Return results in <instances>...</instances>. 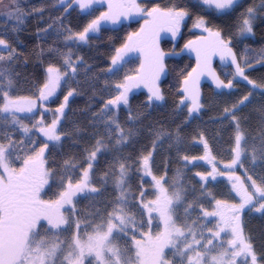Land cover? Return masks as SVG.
<instances>
[{"label":"snow or ice","instance_id":"obj_1","mask_svg":"<svg viewBox=\"0 0 264 264\" xmlns=\"http://www.w3.org/2000/svg\"><path fill=\"white\" fill-rule=\"evenodd\" d=\"M3 0H0L2 3ZM106 0H60L63 5L67 3V8L72 7L73 4L77 5L78 8L83 12L85 10H95V6L103 5ZM201 6H206L207 9H214L221 13H225L226 10H231L237 4L238 0H197ZM13 5H16V0H11ZM136 8L139 10V5L135 4V0H132L131 4L123 2H116V0H107V11L101 12L98 17L92 19L82 31L73 34L71 29H65L68 32L66 40L76 42L86 41L89 38L90 33L99 31L101 21H112L117 22L121 16L127 15L125 9ZM65 8V11H67ZM257 9L249 7L246 13L241 15V23L239 25V32L243 34L253 33V21L256 19ZM90 15L91 12L89 11ZM7 15L12 18L15 16L16 19L20 20V14L14 9H10ZM147 15L151 18V21L145 23H152L155 25H169V31L175 36L179 31L180 22L188 15V12L184 9L176 10L174 8L160 9L154 7L151 11L147 12ZM195 27L203 28L205 32H208L211 36L215 37L214 41L210 45L197 47L195 41H189L185 45V48H192L197 55V68H201V74L204 69H207L213 76L217 88H232L233 81L229 80L226 84L223 80H220L211 72L210 69V58L211 55L219 53L221 60L226 57L231 58V63L235 65L236 75L242 77L248 84L252 85L253 88L259 87L253 80H250L245 75V68L237 62V57L233 53L230 47L231 38L225 40L222 38L220 31L213 32L210 28L206 27V21L202 17H198L195 23ZM163 30L158 28L155 32L141 28L140 32L133 33L128 37V40L132 42L133 36L137 37V40L132 43H126L123 48L117 49L116 56L112 58V64L115 66L118 61L123 59V53L139 50L145 55L146 63L141 64L142 75L139 80L134 76H126L125 81L128 83H118L115 85L118 90V95L114 99L107 100L103 104L100 113L95 114L99 117L101 122L105 123V126L113 133L116 134V143H126L128 136L125 135L123 128L119 121L115 119L111 113L113 108L119 105H128L129 98L128 93L132 87L141 82L145 83L148 87L149 101H162L164 99L157 81L160 79L161 74L165 72L164 58L165 53L159 48L157 37L159 31ZM143 34V35H142ZM6 42L0 39V45H5ZM14 51V50H13ZM9 60L13 57L9 55ZM4 60L3 56H0V61ZM65 64L71 69L72 73L76 72V67L73 66L71 58L65 60ZM146 69V70H145ZM114 69H109V72ZM197 69H193L196 72ZM47 72L49 74L48 81L43 85L40 91V99L47 100L52 96L60 81L63 77L68 75L67 72L61 73L59 69L55 67H48ZM3 76V71H0V77ZM192 81L191 84L189 81ZM198 76L193 79L192 74L189 73V77L184 80V87L181 92L184 95V99L180 101L183 105L185 100L191 101V106L188 108L189 114L198 112L201 108L199 91L196 88V81ZM11 87V80H9V88ZM2 99L4 101L3 107L0 108V112L7 113L12 117L13 124H20V120L15 116V112H32L36 106L34 101H29L26 105L18 103L17 99H12L9 95V91L3 90ZM74 90H69L67 95L63 97L64 103L61 104L55 111L56 113L63 114L64 109L68 103L69 97L73 96ZM250 95V94H249ZM249 99V96H244L239 104H244ZM238 109V105L233 106V110L225 109V113L231 115L232 120L237 121L235 110ZM14 110V111H13ZM108 119L105 122L104 117ZM131 116V114H130ZM57 123L58 120L54 119L48 126H41V122H38L34 127L37 132L42 133L43 136L47 137L48 141H59L61 136L57 134ZM22 130L25 134L29 133L31 129L27 126H22ZM160 133L157 134L159 139ZM111 138V137H110ZM204 147L207 150L208 145L206 141ZM244 140V133L240 129L239 122L236 123L235 132V148L233 149L235 155L231 162L225 165L226 168H233L235 166L243 167L245 161L241 159L242 152L245 149L241 148V141ZM247 143V142H246ZM97 146L90 152L88 156L87 168L83 171V180L77 183L75 186L68 182L67 188L59 193V199L55 201H45L40 198L42 188L49 183L50 173L44 167L43 155L45 149L48 148V143H44L40 147L39 151L35 155H28L23 160V167L18 170L9 166L8 158L12 155L13 148L16 147L11 141L5 146L0 143V168L3 169V174H0V264H84L85 249L89 255L95 254V258L100 264H174L173 260L166 259L165 249L173 250V257H180V264H184L183 258L189 251L193 249V245H200L201 240L196 239V229L199 227L198 220H193L191 224L185 220L182 226L177 225V221L182 218L177 214V210L183 206L185 202L184 196H182L181 190L176 188L169 195L168 189L161 182L163 178H157L152 174L149 162L151 159V153L143 156L139 161L145 175L151 176L155 182V189L158 191V195L155 200L149 201L144 204L143 207L147 209L149 213V220L147 221V227H152V222L155 217H152V213L158 214V219L163 225V230L156 233L153 237L149 232L144 240L135 241V261H129L124 257V254L114 247H110L109 237L113 235V230L118 229L119 233L126 234L130 229V226L144 228L145 222L141 220L137 223L134 216L129 215L126 211L128 206L127 191L124 187L126 182V172L128 166L124 163L119 164V175L116 178V188L119 190V196L116 200V206L112 209V212L108 214L107 219V231L103 234L97 232L96 236H88L86 242H81L79 239L73 237L71 240L65 241L67 247L70 249L66 256L62 259L59 258L58 252L60 251L59 243H49L45 237L52 233L58 235L59 231H66V228H62V225H66L68 222L61 214V208L65 204L72 203V197L77 192L83 193L88 188V177L89 170L93 167V161L97 157V153L101 150L104 144V140L98 139L96 142ZM253 155L251 157L253 165L256 160V153L259 152L261 157H264V139L261 140L259 148L253 146ZM188 160V157H184ZM195 159H208L210 162L213 158L209 154L205 153L203 157H193ZM247 159V157H245ZM69 161H65V164H69ZM224 175L223 172L217 173L215 166L211 172L207 175L197 173L201 180H207L211 177L213 180L216 179V175ZM231 178V177H230ZM237 179H239L237 177ZM252 181V187L255 193L249 192L247 189L241 190L237 188L236 184H233V188L237 189L238 194L241 195V203L239 205L229 206V210L232 213L231 216H226L222 211L209 212L202 210L204 218L219 216L224 222L225 226L231 227L233 238L228 240V245L231 246L232 251L230 252V259L226 264H236V258L244 257L242 264H248V258H250L251 264H257V254L253 248V245L248 241L240 229V215L239 213L246 206H253L254 194L264 199V187L258 186L255 180H252L251 176L248 177ZM93 193L98 192V189L93 187L90 190ZM141 198L145 195L141 192ZM216 205L219 207L223 204L222 201L217 200ZM135 206V205H133ZM194 210V205L188 203L187 207L184 208L185 215L187 216L189 210ZM257 212L264 211V202L259 203V207L256 208ZM175 215V219H174ZM188 219H191L188 217ZM117 221L118 223H114ZM210 222V221H209ZM233 222H235L233 224ZM80 227L79 224L76 225ZM187 229V231H185ZM56 230V231H54ZM224 228H220L218 231L212 233L213 237L219 238ZM209 232H212L209 229ZM133 235L135 233L133 232ZM201 235L202 232H201ZM191 237V241L188 240ZM213 240L208 239L207 244L212 245ZM183 245V247L181 246ZM78 255L73 256L76 251ZM105 250L110 253V257L105 260ZM208 249L205 246L204 252H196L195 264H225L224 257L229 256V250L224 249L220 253L219 257L213 255L210 261L205 260L208 255ZM264 259V256L261 257ZM91 264V262H89ZM188 264H193L191 257L188 258Z\"/></svg>","mask_w":264,"mask_h":264},{"label":"rangeland","instance_id":"obj_2","mask_svg":"<svg viewBox=\"0 0 264 264\" xmlns=\"http://www.w3.org/2000/svg\"><path fill=\"white\" fill-rule=\"evenodd\" d=\"M142 0H135V4L139 5V10L132 7L129 9H125L127 15L121 16L119 20L115 23L112 21H101V25L99 28H108V29H117L122 24H127L130 22H138L139 23V29L137 32H140V29L143 27L146 29V26H148L150 23L146 24V21H151V18L147 15V12L151 11L154 7H164V6H170L171 8L178 9L179 7L183 6V4L189 6L190 4H194L198 6L200 3L197 2V0H147V2L143 3ZM240 2L239 6H237L232 13H230L229 18H224V21H219L218 24L223 29H217L216 23L217 20L214 18H211L212 27L210 25H206V27L210 28L213 32L220 31L222 38L227 39L229 37L237 38H246V37H252L253 33L251 34H241L239 32V25L241 23V15L243 13H246L247 8L254 7L257 9L256 18L258 16H261L264 19V0H238ZM116 2H123L126 4H131L132 0H116ZM52 3H55L56 7L61 10L62 15L68 16L70 14H79L84 17V20L86 21V25L92 20L95 19L100 15L101 12L107 11V0L103 5L95 6V10H85L81 11L77 5L73 4L72 7L67 8V3L61 4L60 0H54ZM206 7V6H203ZM65 8H67V11H65ZM187 9H191L190 7ZM210 10V9H208ZM91 12L89 15L88 12ZM77 12V13H76ZM141 18V21L139 19ZM185 18L182 20L184 21ZM220 20V18H219ZM197 20H191L189 28H192V30L197 31L199 33H202V36H196L194 39H190L189 41L193 40L196 42L197 47L210 45L215 37L211 36L208 32H205L203 28H197L195 27V23ZM255 21V20H254ZM253 21V23H254ZM55 22V21H54ZM227 23V25H226ZM85 25V26H86ZM84 26V27H85ZM83 27V28H84ZM188 29V28H187ZM83 30V29H82ZM81 30V31H82ZM99 31L90 33V37H96L99 34ZM72 32V31H71ZM80 32V31H78ZM78 32H72L73 34ZM86 41H76L72 43L78 44L80 46H85L88 43V40ZM137 40V37H135L132 42H135ZM201 41V42H200ZM6 42V41H5ZM128 42V43H132ZM203 42V43H202ZM188 44V43H187ZM184 44L181 47V53L183 54H190L192 57L196 56V52L192 50V48H185ZM5 45H0V48H4ZM141 51L139 50H132L128 52L123 53V59L118 61V63L114 66L111 61L110 69H117L120 65L127 62L129 59L135 58L140 56ZM117 54V53H116ZM144 55V54H143ZM116 56V55H115ZM145 56V55H144ZM230 57H226V59L221 60L220 54L216 53L211 55L210 58V69L211 72L215 74L213 70L214 63L218 61H222L221 64H226ZM230 62V61H229ZM142 63V61H141ZM146 70V69H145ZM141 72V73H140ZM64 73V72H63ZM137 73H140L138 76H136L137 80L140 79L142 75L141 67L139 66ZM236 74V73H235ZM165 75V72L161 74L160 79L163 78ZM48 72H47V81H48ZM132 76V75H131ZM198 76V80L196 81V88L199 91V98H200V104L201 108L198 112H194L189 114L188 108L191 106L190 100H185V103L182 105L180 101L184 99V95L182 93V97L179 100V103H167L164 99L162 101H149V91L148 87L145 86V83L141 82L139 84H136L134 87L131 88V90L128 93V97L130 98L131 95L137 94L138 96L143 94H148L145 99L146 106L135 104V106L128 109V111L121 110L123 109L122 105H119L118 107L113 108V111L111 115L117 119L121 125V127L124 130L125 135L128 136L126 143H116V134L111 132L106 126L104 122H101L99 117L92 119L90 123L86 124L82 127V129L86 130L88 133V138H86L85 142L94 141L97 142L98 139L104 140V144L101 147V150L97 153V156L99 155H105L108 156L110 159H112V170L110 175H106V177H99V181H102L105 186V188L112 189L114 192L113 202L108 205H103L102 200L99 201L97 204L98 207V214L93 215L92 209L85 211V205L83 207V217L81 222L79 223L80 227L77 228V214L75 215L74 211H66L65 214V220L68 222L66 225H62V228H66V231H59L58 235H54L52 233L48 234V236L45 237V239L49 242H55L60 244V251L58 252V256L60 259L63 258V256H66L70 249L67 247L65 241L71 240L73 237L77 239V229L79 231V238L82 242H85L88 239V236H96L97 232L100 234H103L107 231V219L108 214L112 212V209L116 206V200L119 196V190L116 188V178L119 175V164L122 163L121 156L116 154L117 151L119 153H127V151L130 149V147H140L142 144H151L152 151L151 154L156 151L161 152L164 154L166 150H168L172 143H173V135L176 133V129L174 127L177 124L186 125L187 129L192 126L193 130L192 133H195L194 130H196V133L194 134L197 136V139H200V142L197 141L195 144L197 148H191L193 150H190V152H193L191 157L188 160L183 159L182 161H174L176 166L173 169V173H171L165 184L168 185V192L169 195L172 194L176 188H179L181 190L182 196L185 198V202L182 207H180L177 210V214L182 218L180 221H177L178 226H182V223L186 220L187 223L191 224L193 220H198L199 227L196 229L197 235L196 239L201 240L200 245H193V249L187 253V255L183 258L184 264H188V258L191 257L193 264H195V261L197 259L196 252H204L205 246L207 247L208 255L205 257V260L211 259V256L215 255L219 257L220 253L224 251L227 245V237L228 234L227 231L229 230V226H225L223 224L224 231L221 232V236L224 237L217 239L213 237L212 233L215 231H218L220 228H222V220L219 216L214 217H207L204 218L202 215V210L214 212V211H225L232 214L229 210V206L234 205L232 202L227 201L224 199V196H230L232 192V180L231 183L225 179H220L221 182H218L215 185L208 184V186L205 185L207 180H211L216 182V179L213 180L211 177H208L207 180H201L200 176L197 175V173L204 174L206 168H210V161L208 159H195L193 160V157L199 158L205 156V153L209 154V156H212L218 161L219 163L222 162L223 168L226 165V162H228L231 158L234 157L235 153L231 150L232 153H227L223 150L217 149V147L214 144L215 136L216 134L223 129L225 124L228 122V119H230V116L227 117V113H225V109H229L230 111L233 110L234 105H239V101L246 95H248L247 90L248 89H259L264 91V79L260 81H254L259 87L253 88L252 85L248 84L247 81H245L242 77H239L236 75V79H234L233 87L232 88H217L216 83L213 79V76L209 73L207 69H204L201 74V68H198V70L194 73L192 76L193 79H195ZM216 76V74H215ZM217 77V76H216ZM65 80L66 77H63ZM159 79V80H160ZM158 80V85H159ZM46 81V82H47ZM62 79L60 81L59 86L57 87L55 93L50 96L47 100H41L40 99V91H37L36 96L29 97L26 99H20L18 100V103L21 105H26L29 101L35 102V107L33 108L32 112H15V116L17 119L20 120V124H13L12 123V117L8 115L7 113L0 112V143L7 146L9 144V141H11L13 144L16 145L15 148L12 150V155L8 158V162L10 164L11 168L18 170V165L16 163L20 162L23 158H26L28 155H35L36 152L39 151L40 147L43 146L44 143H48V148L45 149L43 158H46L47 156H67L66 153V145L67 138L69 137L73 138V132L76 129H73L72 123H68L73 121V117L66 118L67 111H68V104L70 99L69 97L68 103L64 109V113H56V109L64 103L63 97L67 95L66 89H64V86L62 85ZM191 84V80L189 81ZM123 83H128L127 81H124ZM118 84V83H117ZM209 85L212 87L213 95L208 97H203L201 92V87L203 85ZM184 87V85H183ZM140 91V92H138ZM144 92V93H143ZM143 93V94H142ZM118 95V90L113 93V99L115 96ZM252 95V96H251ZM144 96V95H143ZM249 99L251 100V103L257 101V99L260 98L259 94L256 93H250ZM253 100V101H252ZM255 100V101H254ZM162 105V106H161ZM3 107V106H2ZM1 107V108H2ZM165 107V108H164ZM128 108V105L125 107ZM14 111V110H13ZM122 112V113H121ZM131 114V116H130ZM159 115L161 116V120L159 119ZM158 116V117H157ZM56 119L58 120L57 123V134L61 136V139L59 141H48L47 137L43 136L42 133H39L35 129V125L38 122H41V126H48L52 123V121ZM108 119L107 116L104 117V121L106 122ZM63 120L66 124L63 125ZM155 123L156 125H154ZM22 126H27L31 129V131L27 134H25L22 130ZM70 126V128H69ZM187 132V133H188ZM160 133L159 139L157 138V134ZM188 134V136L190 135ZM111 137V138H110ZM201 137H203V141L207 142V145L209 144L211 146V151L209 147L207 150L204 147V142H202ZM63 138H66L64 140ZM78 138V137H77ZM172 139V142H171ZM231 148H235V138L232 141ZM113 147V153L111 154ZM119 147V148H118ZM241 148L245 149L244 152H242L241 159L245 161L243 167L235 166L231 169H234L237 167V170L231 172V177L236 178L237 177L241 182L242 188L247 189L249 192L255 193L254 188L252 187V181L248 179L249 176H251L252 180L256 181V184L258 186L264 187V157H261L259 152L256 153V160L255 164L253 165L252 162V149L247 146V144L244 142V140L241 141ZM169 151V150H168ZM167 151V153H168ZM212 152V153H210ZM111 155V156H109ZM160 155V154H159ZM74 156V155H73ZM79 156V155H78ZM82 157V156H81ZM152 157V156H151ZM167 156H160V162L163 163L165 161V158ZM247 157V159H245ZM80 158V157H79ZM154 159L159 158V156H153ZM168 158H173V156H168ZM139 159H142V157ZM169 161V160H167ZM69 164H63V169L66 172V176L59 177L55 172H50L49 179L51 182H53V188L50 189L51 191L54 190H65L64 188V181L65 185H68V182L71 181V183L74 182L72 180L73 178H76L77 171H80L78 176H81V180H83V171H81V168L83 166V161H69ZM65 163V162H64ZM133 170L126 172V182H125V189L127 191V200H128V206L126 207V211H128L129 215L134 216L137 223H139L142 220V213L140 214L139 207H137V197H138V177L139 171L142 170L144 175L145 172L142 169V166L140 163H137L136 160L134 161ZM161 163H158L157 166H160ZM150 165V162H149ZM185 167H188L187 169ZM87 168V165H85L84 170ZM0 168V174H2ZM230 170L229 168H227ZM90 172V170H89ZM146 179L148 180L150 176L145 175ZM60 181V184L58 183V179ZM159 178V177H158ZM89 182V177H88ZM135 184V185H133ZM150 181L145 182V204L149 201H152L154 196L157 194L158 191L155 189V182H152V188L153 191L150 189ZM236 184L237 188H239V185ZM74 185V184H73ZM52 192L51 195H55L58 192ZM78 195L80 194L77 192ZM76 193V195H77ZM221 194V197L215 198L216 194ZM74 195L72 198L75 199ZM257 194H254V202L255 205L253 208H256L259 206V203H261V199ZM57 196V195H55ZM45 198V197H44ZM257 198V199H256ZM46 200V198H45ZM222 201L223 204L221 206L216 205V201ZM188 203H192L194 205V210H189L187 216L185 215L184 208L187 207ZM103 205V207H102ZM135 205V206H133ZM103 208L106 209L105 212H103ZM144 209V217L143 221L145 222L144 228H138L130 226V229L126 234L119 233L118 229L113 230V235L109 237V241L111 242L109 244L110 247H114L115 249H118L120 252L124 254V257L129 259V261H135V241L136 240H144L147 236V234L150 232L152 236L154 237L157 232L163 230V225L158 219V214L152 213V217H155L156 219L152 222V227H147V221L149 220V213L146 208ZM252 213V212H251ZM257 219L259 223V231L260 234H264V213L257 212ZM227 216V215H226ZM190 217L191 219H188ZM175 219V215H174ZM210 221V222H209ZM114 223H118L117 221H113ZM258 228V226H257ZM209 229L212 230V232H209ZM56 231V230H54ZM187 231V229H185ZM133 232L135 235H133ZM201 232L203 235H201ZM220 236V237H221ZM191 237H188V240L191 241ZM212 239L213 243L212 245L207 244V240ZM183 247V245H181ZM173 250L165 249V256L166 259L173 260L174 264H180V257H173L172 254ZM77 255L74 253L73 261H75V256ZM110 253H108L106 250L104 252V259L107 260L110 257ZM225 258V257H224ZM100 264L99 261L96 260L95 254L89 255L87 253V250L85 249V258H84V264ZM38 264V262H37Z\"/></svg>","mask_w":264,"mask_h":264},{"label":"trees","instance_id":"obj_3","mask_svg":"<svg viewBox=\"0 0 264 264\" xmlns=\"http://www.w3.org/2000/svg\"><path fill=\"white\" fill-rule=\"evenodd\" d=\"M53 1L16 0V5H13L11 0H3L0 3V39L6 41L4 48H0V56L4 57V60L0 61V71H3V76L0 77V88L9 91L12 99H26L36 96L37 91H41L47 81L48 67L52 66L59 69L61 73H68L67 79L62 78L61 83L67 92L74 90L68 104L66 118L73 117V121L68 123H72L73 129L76 130L73 132V138L69 137L70 139L67 138V140L63 138L67 141V143L65 142L67 156H49L48 161L49 169L61 177L66 176L62 166L65 161H83L84 167L81 168V171H84L88 156L97 144L91 140L88 143L85 142L88 133L82 127L97 117L95 114L100 113L107 100L113 99L117 83H123L126 76L137 74L140 66L137 58L127 61L120 69H115L112 72H109V69L112 58L117 53L116 50L123 48L129 42L128 37L131 34L137 33L139 23L122 24L117 29L102 28L96 37L89 38L85 46H80L66 40L68 32L65 29L70 28L72 32L81 31L86 25L84 17L77 12V14L68 16L62 15L61 10L56 7L55 3H52ZM10 9L17 11L21 19L18 20L15 16L10 18L7 15ZM231 41L232 51L237 57V62L245 68V75L254 81L264 79V19L261 16L255 19L252 37L235 39L232 36ZM160 49L166 54L165 56H168L165 60L166 76L159 86L165 102L178 104L182 97L181 89L184 80L193 70L194 62L191 56L181 53V46L173 50L171 44L164 41ZM9 55L13 57L11 60L8 58ZM69 57L73 66L76 67L75 73H72L65 64V60ZM231 64L219 65L216 62L213 65L216 76L225 84L229 80L234 82L236 79L235 65ZM9 80H11L10 88ZM201 92L203 97L213 95L212 87L207 84L201 87ZM257 94L260 95L259 102H254L251 105V100H247L235 110L240 129L244 133V142H247V146L251 149L253 146L259 148L261 140L264 139V91L261 90ZM143 95L132 98L128 108L121 110L128 111L135 104L146 106V94ZM3 103L2 92H0V108ZM161 116L164 115H159L160 120ZM229 116L230 119L223 129L216 134L214 144L217 149L232 153L231 146L235 138L237 121L232 120L231 115L228 114L227 117ZM66 124L63 120V125L66 126ZM186 127V125L176 123L174 127L176 133L173 135V143L168 149L169 151L166 150L164 154L162 151L155 154L156 151H154L150 159L149 167L151 169L166 168L165 164L169 162L167 160L179 163L184 157H191L192 147L194 149L200 147L195 144L197 141L200 142V139L198 140L194 135L196 130H194L195 133L190 134L193 130L189 132L188 130L192 129V126L188 129ZM188 134L190 135L188 136ZM208 147L211 148L209 144ZM151 151V144H142L140 147H130L127 153L117 151L116 154L130 166L128 171H131L135 164L134 161L139 163L141 160L139 157L146 156ZM156 155L167 156L160 166H157L158 163L156 165V159L153 158ZM168 156H173V158H168ZM92 163L88 184L95 183L92 185L98 189V192L93 194L87 192L81 200L82 202L85 200V211L91 208L95 215L98 214L99 198L103 205H108L113 202L114 192L112 189L105 188L104 183L99 181V177L111 174L110 158L99 155ZM79 172L77 171L76 178L72 180H77ZM57 179L58 183L56 184H60L59 178ZM163 184L168 189V185L165 182ZM150 189L153 191L152 187ZM105 210L103 208V212ZM259 243L264 244V238Z\"/></svg>","mask_w":264,"mask_h":264},{"label":"flooded vegetation","instance_id":"obj_4","mask_svg":"<svg viewBox=\"0 0 264 264\" xmlns=\"http://www.w3.org/2000/svg\"><path fill=\"white\" fill-rule=\"evenodd\" d=\"M141 2H143V3H145V2H147V0H142ZM239 4H240V2L238 1L237 2V4L234 6V8L233 9H231V10H226L225 11V13H221V12H219V11H217V10H214V9H210V10H208L207 9V7H203V6H201V4H199L198 6H196V5H194V4H190L189 6H187L186 4L184 5L183 4V6H181V7H179L178 9H176V10H180V9H184V10H186L187 12H188V15L185 17V20L184 21H181L180 22V27H179V31L176 33V35L175 36H173L172 35V32L171 31H169L168 30V28L170 27L169 25H153L152 23H150L148 26H146V31L147 30H151V31H153V32H155L158 28H162L163 30H160L159 31V35H158V37H157V42H158V45H159V48L161 47V44H162V42H164V41H167V42H169L170 44H171V46H172V48H173V50L175 49V48H177V47H182L184 44H187L188 42H189V40L190 39H192L191 37H193L194 39L196 38V36H202L203 34L202 33H199V32H197V31H194V30H192V28H189L188 27V25L190 26V22H191V20H197V18L198 17H202L205 21H206V25L208 26V25H210L211 27H212V22H211V18H214V19H216L217 20V23H216V27H217V29H222L221 27H220V25L218 24V22L220 21L221 22V20H223L224 21V18H229L230 16V13H232L233 12V10L237 7V6H239ZM191 8V9H187V8ZM159 8L160 9H162V10H164V9H168V8H171L170 6H164V7H160L159 6ZM175 9V8H174ZM229 16V17H228ZM219 18H220V20H219ZM139 21H141V18L139 19ZM130 23H133V22H130ZM138 23V22H137ZM224 23H225V21H224ZM127 24H129V23H127ZM226 25H227V23H226ZM191 27V26H190ZM188 28V29H187ZM223 30V29H222ZM143 35V34H142ZM196 35V36H195ZM135 38V36H133V39ZM230 38H232V37H230ZM229 38H227V39H225V40H228ZM191 41H193V40H191ZM201 42V41H200ZM232 42V41H231ZM203 43V42H202ZM230 47H231V44H230ZM140 54V56H138V57H135V58H132V59H139V62H140V66H141V64L142 63H146V61H145V56L143 55V53L142 52H140L139 53ZM168 56V55H167ZM167 56H165V58H164V65H165V60L167 59ZM189 56H191L190 54H189ZM192 57V56H191ZM129 60H131V59H129ZM128 60V61H129ZM192 60H193V62H194V68L193 69H197L198 70V68H197V55L195 56V57H192ZM229 61L226 63V64H224V65H229V64H231V60L230 59H228ZM141 61H142V63H141ZM221 60L220 61H218L217 63L219 64V65H222L221 64ZM126 63V62H125ZM125 63H123L122 65H124ZM122 65H120L119 66V68H117V69H120L121 68V66ZM232 65V64H231ZM166 71V70H165ZM141 73V72H140ZM140 73H137V74H134V75H132V76H134V77H136V76H138ZM194 73L195 72H193V70L191 71V74H192V76L194 75ZM165 76H166V73H165V75L163 76V78L162 79H160L159 80V84H160V82L165 78ZM189 77V76H188ZM124 81H125V79H124ZM157 85H158V81H157ZM159 86V85H158ZM159 88H160V86H159ZM160 90H161V88H160ZM259 91H261V90H259V89H248L247 90V92H248V95L250 94V93H256L257 94V92H259ZM138 92H140V91H138ZM144 93V92H143ZM161 93H162V90H161ZM135 96H137V94H134V95H131L130 96V98H129V101L132 99V98H134ZM146 96H148V94H146ZM252 96V95H251ZM253 101V100H252ZM255 101V100H254ZM256 103L257 102H259V99H257V101H255ZM254 103V102H253ZM250 104L251 105H253L251 102H250ZM249 104V105H250ZM122 105V104H121ZM248 105V106H249ZM127 106V105H126ZM125 105H122V107L123 108H125L126 107ZM240 106V104L238 105V107ZM154 125H156L155 123H154ZM119 148V147H118ZM211 158H213L212 160H211V163H210V168H206L205 169V175H207V173L208 172H211L212 171V168L215 166V168L217 169V173H220V172H223L224 173V175H219V174H216V173H214V175H216V182H214V181H211V180H207L206 181V183H205V185L206 186H208V184H211L212 186L213 185H215V184H217L218 182H221L220 181V179H225V180H227V181H229L230 183H231V180H232V182H233V184L234 183H237L238 185H239V188L241 189V190H243V188H242V185H241V182L239 181V180H237L236 178H232L231 177V172L232 171H235V170H237V167L236 168H234V169H230V170H228L225 166H224V168L222 167L223 166V164H222V162L221 163H219L218 161H216V159L214 158V157H212V156H210ZM242 157V156H241ZM234 158V157H233ZM233 158H231L228 162H226V165L227 164H229L230 162H231V160L233 159ZM25 158H23L19 163L17 162L16 163V165H18V169L20 168V167H23V160H24ZM43 160H44V167H45V169L50 173V172H52L50 169H49V166H48V161H49V156L48 157H46V158H43ZM111 161H112V159H110ZM160 156H159V158H157L156 159V165H157V163H161L160 161ZM122 163H124V164H126L127 166H128V169L127 170H129L130 169V166L125 162V161H122ZM220 165H222V166H220ZM9 166H10V164H9ZM165 166H166V168H164V169H158V168H154V169H151L150 168V170H151V172H152V174L153 175H155L157 178L158 177H163V179H162V183L163 182H166L167 181V178H168V176L171 174V173H173L174 171H173V169H174V167L176 166V164L174 163V161H170L169 160V162L168 163H166L165 164ZM143 169V168H142ZM1 172H2V174H3V169H1ZM141 172H143L142 170H140L139 171V179H138V197H137V202H136V204H137V207H139V210L141 211L140 212V214L142 213V215H143V217H144V207H143V205L145 204V195L143 196V198H141V192H144V189H145V182L146 181H150V183L152 184V182H153V180H152V177L150 176V178L147 180L146 179V177H145V175L143 174V173H141ZM162 175V176H161ZM231 177V178H230ZM49 179V178H48ZM82 180H81V176L79 177V176H77V180L76 181H74L72 184H74L73 186H75L77 183H79V182H81ZM93 185H95V183H92ZM89 185L88 184V188H86L85 189V191L83 192V193H80L79 195H78V193H77V195L75 196V199H73L72 198V203L71 204H65L62 208H61V214L64 216V218H65V212L66 211H74V213H75V215L77 214V224H79V223H82L81 222V220H82V218L83 219H85L84 217H83V205H84V201L82 202V200H81V198H84L83 196L85 195V193H87V192H91L90 190H91V188L93 187V185ZM233 184H232V192H231V195L230 196H224V199H226L227 201H229V202H232L234 205H239L240 203H241V195L240 194H238V192H237V189L236 188H233ZM53 182H51L50 181V179H49V183L47 184V185H45L43 188H42V190H41V193H40V198L42 199V200H45V198H46V200L45 201H55V200H57V199H59V193L61 192V191H63V190H55V192H58V193H56L55 195H57V196H55V195H51V193L52 192H54V190H50V189H52L53 188ZM90 186V187H89ZM64 188L66 189L67 188V185H65V181H64ZM54 192V193H55ZM92 194H93V192H91ZM145 193V192H144ZM221 195H223V193H221V194H216V197L215 198H219V197H221ZM258 195V194H257ZM256 195V196H257ZM156 196H157V194L154 196V198H153V200H155L156 199ZM45 197V198H44ZM99 201H100V198H99ZM262 202H264V199L263 200H261ZM255 205V202H253V206ZM253 206H246L240 213H239V215H240V229H241V231H242V234L244 235V237L248 240V241H250L251 243H252V245H253V248H254V250H255V252H256V254H257V264H264V259H261V257L262 256H264V254H263V252H264V248H263V246H264V244L262 243H259V241L262 239V238H264V234H260V231H259V223H258V217H257V211H256V208L257 207H259V206H257L256 208H253ZM224 213H225V211H223ZM252 212V213H251ZM262 213H264V211H261ZM226 215L227 216H231V214L230 213H228V212H226ZM143 217H142V220H143ZM235 222H233V224H234ZM223 224H224V222L222 221V228H223ZM257 226H258V228H257ZM258 233H259V235H258ZM226 234H228V237H227V240H230V239H232L233 238V236H232V232H231V227L229 226V230L227 231V233ZM221 236V235H220ZM222 237H224L223 235L221 236V237H219V238H217V239H220V238H222ZM77 239H79L80 241H81V239L79 238V231H78V229H77ZM87 241V240H86ZM85 241V242H86ZM82 242V241H81ZM83 243V242H82ZM226 248L229 250V256H226L225 258H224V261H225V264H226V262L230 259V252L232 251V249H231V246L230 245H228V243H227V245H226ZM78 251L79 250H77V255H78ZM244 257H238V258H236V264H242V262L244 261ZM248 264H251V261H250V258H248Z\"/></svg>","mask_w":264,"mask_h":264}]
</instances>
